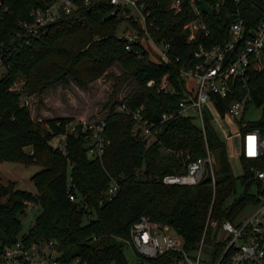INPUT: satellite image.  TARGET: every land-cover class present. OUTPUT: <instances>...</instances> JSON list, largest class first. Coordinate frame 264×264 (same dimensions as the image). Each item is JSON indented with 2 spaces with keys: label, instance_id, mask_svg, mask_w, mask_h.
Returning <instances> with one entry per match:
<instances>
[{
  "label": "trees",
  "instance_id": "trees-1",
  "mask_svg": "<svg viewBox=\"0 0 264 264\" xmlns=\"http://www.w3.org/2000/svg\"><path fill=\"white\" fill-rule=\"evenodd\" d=\"M44 1L3 0L8 10L0 12V43L9 52L8 69L0 77V163L41 166L31 176L34 192L19 188L15 180L7 184L0 181V242L17 241L22 227L20 215L28 202L34 201L41 210L22 238L29 242L53 240L64 258L82 256L89 264H130L124 254L125 240L132 225L146 215L179 231L191 254L205 235L204 243L211 247L215 264L228 244V239H219L223 221L238 222L246 205L261 201V185L251 169L259 163L242 156L244 173L236 176L227 143L211 117L205 116L203 129L195 116L178 113L186 90L180 68L197 63L194 51L202 40L200 33L188 41L190 30L184 25L194 18L190 5L176 11L171 8L172 0H140L157 14L161 27L158 36L171 42L172 62L165 63L154 61L147 51L138 56L135 49H126L127 40L118 33L124 27L129 29V21L111 15L108 0H92L89 5L78 0L76 10L63 14L41 36L20 46L23 38L18 33L23 22L30 21L31 10ZM261 3L262 0L241 3L248 29L256 28L264 18ZM232 8L229 5L205 11L212 43L228 39ZM131 23L136 24L134 20ZM115 65L123 70L118 84L130 77L137 82L125 99L127 106L142 107L144 115L157 123L163 113L175 114L161 124L157 134L142 137L134 130L132 115L110 111L106 122L111 145L102 160L88 156L81 135L66 138L67 156L64 155L59 146L52 144V139L63 132L56 121L73 118L36 121L30 107L22 105L21 93L10 90L17 79L25 81L24 92L29 95L42 94L57 83L68 84L70 79L87 87ZM248 75L249 105L261 107L263 113L257 121H247L243 115L238 123L243 130H264V72L251 67ZM165 76L175 88L173 93L158 89ZM150 80H155L153 86L148 85ZM233 89L227 97L212 95L222 115L244 92L240 82ZM180 150L190 151L194 158L205 157L211 151L215 157V182L208 165L204 179L196 185L165 183V174L186 172L185 159L176 154ZM70 167V182L75 184L71 191ZM111 176L119 181L120 191L101 203ZM239 180L244 191L238 196ZM70 192H75L77 200L70 199ZM90 215L94 218L86 222ZM229 254L222 264H230Z\"/></svg>",
  "mask_w": 264,
  "mask_h": 264
},
{
  "label": "built area",
  "instance_id": "built-area-1",
  "mask_svg": "<svg viewBox=\"0 0 264 264\" xmlns=\"http://www.w3.org/2000/svg\"><path fill=\"white\" fill-rule=\"evenodd\" d=\"M78 0H45L43 5L34 7L31 12V20L23 22V29L18 36L24 43L29 44L32 39L41 36L46 28L57 21L63 14L70 13L78 8ZM111 4V15L124 21H129V29L122 28L118 36L127 40L126 49H135L138 56L144 51L150 53L154 61L170 63L171 42L167 37L160 38L161 30L158 25V16L154 9L140 0H108ZM247 0H172L171 8L182 10L185 4H189L194 18L189 20L185 29L190 30L188 41L196 39L201 33L202 40L194 51L198 59L194 66L181 67V75L186 81L184 99L180 102L178 113L193 115L198 118V123L205 128V116L211 117L212 122L219 119H234L237 121L244 115L251 101V89L248 85V71L252 67L264 72V18L254 29H248L246 19L243 16L241 3ZM84 5H89L92 0H83ZM233 5L229 37L225 41L211 42V29L205 21V11L210 9L220 10L221 7ZM3 0H0V12L7 11ZM134 20L136 24H132ZM9 52L0 43V68L8 69L6 60ZM187 80H192L194 88L188 87ZM241 83L244 90L242 95L235 98L224 115L215 107V115L205 107L213 94L227 97L234 91L233 87ZM155 80H150L148 85L153 86ZM25 81L14 80L10 90L21 93L22 105H31L29 94L24 92ZM158 89L166 93H173V88L165 76L158 84ZM250 106V105H249ZM116 112L132 115L135 119L134 130L142 137L154 136L161 129V124L170 119L175 113H163L159 123L151 121L143 113V108L132 109L127 106L126 100L117 103L113 109ZM56 126L62 127L63 140L60 149L67 156L66 138L70 135H81L88 156L91 159H103L107 148L111 145V138L107 133L106 117L99 119L77 118L71 120L56 121ZM236 132L226 131L225 137L229 141L234 135L240 137L241 154L250 161L258 162L251 166L253 177L260 182L261 201L257 210L244 220L233 222L225 219L222 223L219 239H228L227 247L215 264H222V260L229 252L230 264H263L264 263V130L260 128L243 130L239 123ZM179 157H183L186 163V172L168 173L163 176L167 184L196 185L200 183L206 173L208 165L212 169V177L215 182L213 165L215 157L211 151L207 156L194 158L188 150L177 151ZM119 181L111 176L108 188L104 192L105 200L113 199L120 191ZM75 188V184L69 183V190ZM70 199L77 200L75 192H70ZM35 202H28L34 205ZM213 224H215L213 222ZM175 229L168 223L157 221L149 216H142L130 229V236L125 240L131 245L137 255L136 264H212V257L202 259L204 239L199 248L191 254L184 243L169 232ZM176 230V229H175ZM161 258V261L159 260ZM162 258H165L162 260ZM159 260V261H158ZM0 264H89L82 256L64 258L54 245V241L29 242L19 237L14 243L0 242ZM108 264H115L110 262Z\"/></svg>",
  "mask_w": 264,
  "mask_h": 264
},
{
  "label": "rangeland",
  "instance_id": "rangeland-1",
  "mask_svg": "<svg viewBox=\"0 0 264 264\" xmlns=\"http://www.w3.org/2000/svg\"><path fill=\"white\" fill-rule=\"evenodd\" d=\"M262 7L264 8V0H262ZM123 72L119 65H115L108 70L102 77L90 82L87 87H82L70 79L68 84L57 83L56 85L48 88L42 94L35 93L30 96V109L32 116L36 121H43L47 119L58 117H70L77 118H89L99 119L107 117L117 103L124 101L131 91L136 87L137 82L132 78H128L125 81L119 83L118 75ZM6 73L4 67L0 68V77ZM188 87L194 88L195 84L192 80H187ZM118 87V88H117ZM215 103L212 98L209 99L208 105L205 107L215 115ZM262 108L255 104H251L244 113V118L247 121H257L262 117ZM195 121L198 118L195 116ZM218 129L220 133H226L230 130L231 134L236 132L238 123L232 119H218ZM63 140L62 135H58L52 139L54 146H59ZM227 149L230 155V163L233 173L236 176H240L243 172L241 163V140L240 137H231L227 141ZM41 166L38 164H25L21 162L5 161L0 163V181L7 184L11 180L17 181V186L21 189L36 191V187L31 179V176L35 174ZM71 167L69 168L68 180H71ZM237 195H241L244 191V186L241 180L238 182ZM252 190H255L253 187ZM79 199V198H78ZM258 208L255 203H249L240 213L238 220H244L246 217L252 215ZM40 208L37 203L34 205H27L24 213L20 215L22 222L21 231L19 237L28 233L30 227L34 223L36 216L40 212ZM94 218L93 215L85 218V221ZM171 235L178 237L183 243V236L179 231L171 229L169 232ZM212 249L208 244H205L202 253V259H210ZM124 254L129 260L130 264L137 263V255L131 245L125 244Z\"/></svg>",
  "mask_w": 264,
  "mask_h": 264
},
{
  "label": "crops",
  "instance_id": "crops-1",
  "mask_svg": "<svg viewBox=\"0 0 264 264\" xmlns=\"http://www.w3.org/2000/svg\"><path fill=\"white\" fill-rule=\"evenodd\" d=\"M54 118V117H53ZM82 118V117H81ZM214 124L216 125V126H218V124H217V122H214ZM219 127V126H218ZM221 135H222V137L224 138V140H225V142L227 143V139H226V137H225V133H220ZM228 155H229V152H228ZM229 158H230V155H229ZM241 163H242V161H241ZM242 167H243V165H242ZM243 169V172H242V174L241 175H243V173H244V168H242ZM240 175V176H241ZM238 221H240V220H238Z\"/></svg>",
  "mask_w": 264,
  "mask_h": 264
}]
</instances>
